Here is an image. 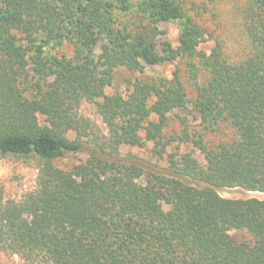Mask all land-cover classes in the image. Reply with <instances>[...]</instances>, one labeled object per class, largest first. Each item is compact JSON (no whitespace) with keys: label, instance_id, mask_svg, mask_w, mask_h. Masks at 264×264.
Instances as JSON below:
<instances>
[{"label":"trees","instance_id":"16d2710c","mask_svg":"<svg viewBox=\"0 0 264 264\" xmlns=\"http://www.w3.org/2000/svg\"><path fill=\"white\" fill-rule=\"evenodd\" d=\"M245 1L246 50L233 60L219 41L201 48L208 30L185 0H0V156L39 166L35 189L0 204L3 251L27 264H264V198L219 193L264 192V0ZM167 21L180 24L178 45L162 37ZM176 60L185 68L172 78L107 92L119 68ZM84 101L107 132L79 113ZM189 103L205 132L232 130L193 140L207 164L187 152L149 169L122 152L161 143ZM77 152L87 159L56 163Z\"/></svg>","mask_w":264,"mask_h":264},{"label":"rangeland","instance_id":"374dc122","mask_svg":"<svg viewBox=\"0 0 264 264\" xmlns=\"http://www.w3.org/2000/svg\"><path fill=\"white\" fill-rule=\"evenodd\" d=\"M192 14L197 15L198 20L207 28L206 40L201 48L210 51L219 41L227 56L235 60L245 52L247 39L243 31L242 8L246 5L245 0H185ZM197 4V5H193ZM202 6V7H201ZM199 7L200 10H199ZM207 7V9L205 8ZM161 28L166 31L162 37L169 39L174 45H178L180 37V24L178 21H167L161 23ZM72 54V47L67 45L59 53ZM185 60H176L159 65H147L144 73L132 72L126 68H119L115 74L113 85L107 88L108 93L117 91L128 92L130 81L137 78L151 76H165L172 78L177 67L185 68ZM191 97L194 96L193 86H189ZM79 113L89 117L103 132H107L106 124L97 112L94 103L82 102ZM187 116L184 124L182 117ZM40 121H45V116L40 115ZM187 125V128H186ZM190 133L188 138L185 131ZM204 132L205 140L213 145L223 139H229L232 134L227 124H221L215 131L205 132L201 124V118L189 103L185 109H176L171 114L169 126L165 129L161 143L147 142L144 147L123 146L122 152L132 154L149 169L168 168L171 164V156L180 159L184 153H193L203 164H207L205 153L194 143L198 134ZM162 150V154L158 152ZM86 152L69 154L59 159L56 163L63 168H70L75 164L87 159ZM167 170V169H166ZM39 174L38 162L35 159L21 158L14 155L0 156V204L10 199H20L25 193L35 189ZM219 193L227 198H264V192L250 191L241 187L220 188ZM232 233L240 240L250 238L241 231L233 230ZM0 264H27L17 254H10L0 248Z\"/></svg>","mask_w":264,"mask_h":264}]
</instances>
